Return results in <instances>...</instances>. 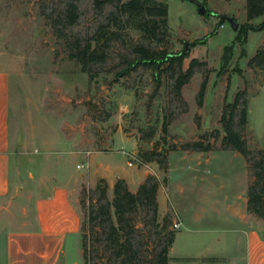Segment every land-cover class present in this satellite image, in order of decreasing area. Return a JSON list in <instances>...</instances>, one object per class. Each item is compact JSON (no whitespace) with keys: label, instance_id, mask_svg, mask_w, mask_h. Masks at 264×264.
<instances>
[{"label":"rangeland","instance_id":"rangeland-1","mask_svg":"<svg viewBox=\"0 0 264 264\" xmlns=\"http://www.w3.org/2000/svg\"><path fill=\"white\" fill-rule=\"evenodd\" d=\"M159 1L169 10V36L163 44L114 24L109 15L115 3L98 9L95 0H0V70L10 74V124L20 158L14 156L13 164L19 160L25 177L30 172L31 178L36 177L31 179H35V190L45 191L46 185L63 183L78 191L82 264L84 236L91 262L124 264V257L118 256L102 234L99 225L103 226V219L88 222L95 203L90 192L100 180H106L101 178L90 187V172L102 161L111 168L108 171L148 172L162 187L161 196L157 194L158 202L161 199L158 220L163 224L168 217V229L152 226L148 211L135 212L141 229L135 236L143 250L132 264H158L157 254L169 230L177 234L168 264H231L220 260L221 254L232 259L245 249L242 240L239 244L234 240L235 233H220L221 222L209 208L217 206L223 191L231 196L239 189L238 200L241 202L245 194L248 198L254 178L240 152L222 149L221 118L226 104L234 102L238 92L246 91L249 116L242 127L236 113L235 129L251 149H264V69L250 65L257 50L264 48V15L250 19L246 0ZM69 3L77 6L79 14L74 24L67 22ZM201 5L206 6L204 14L198 11ZM229 18L239 23L237 31ZM102 24L118 30L117 39L110 41L107 34L99 43L92 41ZM205 37L204 44L189 48V56L183 61V70L189 68L192 59L202 64L195 67L181 96L174 88L177 64H164L158 71L159 82L154 77L156 71L147 65L119 76L129 60L138 57L137 46L180 52L188 43ZM77 40L82 45L91 41L93 48L104 54L103 60L91 63V73L83 71L78 58L71 57ZM206 137L211 138L214 150L184 149L187 143ZM147 151L163 156L139 163L132 158L137 155L144 160L141 152ZM95 152L100 156L88 168L86 155ZM107 193L113 200V184ZM69 253L71 258L77 255L74 247ZM2 261L0 264H6Z\"/></svg>","mask_w":264,"mask_h":264},{"label":"trees","instance_id":"trees-1","mask_svg":"<svg viewBox=\"0 0 264 264\" xmlns=\"http://www.w3.org/2000/svg\"><path fill=\"white\" fill-rule=\"evenodd\" d=\"M116 4L115 9L109 15V19L122 27L129 28L134 31L141 32L151 42L163 44L169 36V10L167 4L159 0H95L98 9H103L105 5ZM247 15L250 19L264 15V0H246ZM68 24L76 23L79 14L77 6L69 3L67 7ZM110 34L109 40L117 39L120 35L118 30H112L111 24H102L98 27L92 41L99 43L103 37ZM208 37L199 39L193 43H188L185 49L180 52H167L161 50L159 52L151 50L148 46H137L138 57L129 60L126 68L119 76L130 74L140 65L151 66L155 71L156 81H160L159 70L164 64L169 67L177 64L179 67L178 74L175 76V92L181 96L182 87L190 81L195 67L200 63L197 59H192L187 70H183V61L189 56L187 47L192 45L204 44ZM71 57L78 58L82 64L83 71L91 73V63L104 59V54H100L98 48H93L91 41L82 45L80 41H76L74 51ZM228 58L226 59V61ZM250 65L264 69V48H259L256 54L251 58ZM206 82L202 84L199 93L200 103L204 96ZM246 91L238 92L234 102L226 104L221 118L224 136L222 138V149L236 150L240 152L249 163V168L253 175V181L248 188V210L255 216L264 219V149H251L243 137L242 133L235 129V116L239 113V124L245 127L248 122V100L244 98ZM168 122L165 123L167 131ZM219 135V132L216 133ZM184 149L200 152H208L215 149L211 138H203L202 140L187 143ZM144 162L156 161L155 155L163 156V154L147 151L141 152ZM163 164V162H162ZM160 187L159 180L153 175H147L145 181L140 185L136 192L130 190L125 179L120 178L114 184V198L110 200L108 197L109 185L106 180L102 179L98 183L95 190L90 192L91 200L95 201L88 213V222L93 223L97 219H103L102 234L108 237L111 245L117 250L118 256H123L124 264H132L139 260L142 253V244L136 239L135 234L141 229L135 221L134 213L148 211L151 215L152 226L162 230L168 229L169 218L165 217L163 224L158 220L159 202L157 199L158 189ZM97 196V198H95ZM88 197V196H87ZM89 198V197H88ZM112 208L114 212H112ZM115 215V219H114ZM148 226L147 223L143 224ZM176 231L169 230L164 235L165 242L157 254L158 264H168L170 261V250L176 239ZM84 259L85 264H95L91 262L89 255V247L87 236L83 238Z\"/></svg>","mask_w":264,"mask_h":264},{"label":"crops","instance_id":"crops-1","mask_svg":"<svg viewBox=\"0 0 264 264\" xmlns=\"http://www.w3.org/2000/svg\"><path fill=\"white\" fill-rule=\"evenodd\" d=\"M10 107V74L0 70V259L6 264H82L78 191L63 183L46 185L45 191L35 190L32 186L35 179H31L36 177L31 178V172L25 177L19 160L13 164V157L19 156L18 140L10 124ZM86 156L89 168L100 152ZM107 169L111 168L102 161L90 172V187H95L101 178L109 186L123 178L130 190L136 192L149 174L140 169ZM221 193L223 197L216 201L217 206L209 208L210 213L221 222L220 233H235L234 240L238 244L242 240L245 249L232 259L221 254L220 260H229L231 264H264V219L249 212L246 194L241 202L238 200L239 189L231 196L226 191ZM73 247L77 255L71 258L69 252Z\"/></svg>","mask_w":264,"mask_h":264},{"label":"water","instance_id":"water-1","mask_svg":"<svg viewBox=\"0 0 264 264\" xmlns=\"http://www.w3.org/2000/svg\"><path fill=\"white\" fill-rule=\"evenodd\" d=\"M198 11H199L200 14H204V13L206 12V6H205V5H201V6L199 7ZM228 20H229V22L231 23L233 30L237 31L238 28H239V23L236 22V21H235L234 19H232V18H229ZM187 51H189V47H187Z\"/></svg>","mask_w":264,"mask_h":264},{"label":"built area","instance_id":"built-area-1","mask_svg":"<svg viewBox=\"0 0 264 264\" xmlns=\"http://www.w3.org/2000/svg\"><path fill=\"white\" fill-rule=\"evenodd\" d=\"M132 158H134L135 160H137L138 163H139L140 161H142L141 159H139V157H137V155L133 156ZM130 165H133V162H132V161L130 162ZM175 227H176V228H179V227H180V224H179V223H176V224H175Z\"/></svg>","mask_w":264,"mask_h":264}]
</instances>
